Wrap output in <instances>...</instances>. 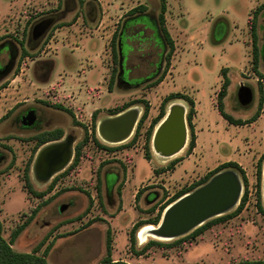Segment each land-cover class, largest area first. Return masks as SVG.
I'll return each mask as SVG.
<instances>
[{"label": "rangeland", "instance_id": "374dc122", "mask_svg": "<svg viewBox=\"0 0 264 264\" xmlns=\"http://www.w3.org/2000/svg\"><path fill=\"white\" fill-rule=\"evenodd\" d=\"M166 1L167 26L174 38L175 50L170 59L166 53L159 72V75L165 72L164 76L156 83L128 87L117 80L118 60L113 56L112 39L114 32L118 33L122 23L131 16L129 0H0V45L9 42L14 47L11 69L0 77V226L2 232L8 230L7 239L12 229L38 206L37 214L26 226L37 244L46 236L52 240V236L74 233L96 224L102 241L101 259L106 255L110 232L112 256L115 252L116 258L130 264H236L241 261L264 264L263 175L260 205L257 179V164L264 155V116L260 123L239 127L218 110L219 92L227 76L230 81L222 100L226 112L243 120L264 112V64L259 60L257 67H253L250 27V20L256 17L262 43L264 0ZM146 2L149 4L146 12L156 17L161 0L156 6L151 0ZM74 6L73 12L60 18L68 7ZM89 10H94L95 22L91 21ZM46 15L59 16V20L39 43L29 44L32 25ZM73 23L75 26L69 27ZM150 33L147 29V34ZM86 50L92 52V57L84 53ZM135 54L130 52L129 63L142 62ZM69 56L74 58L72 65L67 63ZM9 60L10 50L4 49L1 61ZM37 60L47 62L41 75L35 74ZM150 69L143 66L134 74H146ZM89 70L94 71L93 83L85 86L83 78ZM114 70L116 76L111 82ZM241 84L250 85L254 90L250 106H243L238 100ZM171 92H184L196 98L194 119L198 116L200 145L190 157L193 150L189 152L190 126L186 118V146L175 155L163 156L155 151L151 138V155L147 157V130L160 113L163 99ZM135 99H145L150 105L135 140L132 141L144 112L143 102L131 105L140 109L131 136L117 143L105 140L99 133V122L113 115L110 108ZM44 100L63 104L73 114ZM172 102L184 104L187 117L189 103L183 98H174L165 108ZM30 105L46 115L39 128L23 127L17 120ZM55 128H62L65 135L75 137L71 161L46 182L36 179L30 167L28 181L25 169L29 163L32 166L35 157L34 136ZM85 138L79 162L68 170L75 159L77 145ZM175 159L180 161L172 166ZM227 160L239 162L249 179L247 202L242 211L215 223L192 241L168 248L155 245L150 248L152 252L137 254L136 250L143 248L149 239L167 243L179 237L163 240L148 236L142 242L138 237L142 225L132 248L130 231L134 224L154 218L177 192ZM29 186L45 193L36 195L29 191ZM244 190L243 183L241 196ZM239 202L223 214L235 210ZM63 224L68 231L60 233Z\"/></svg>", "mask_w": 264, "mask_h": 264}, {"label": "water", "instance_id": "95a60500", "mask_svg": "<svg viewBox=\"0 0 264 264\" xmlns=\"http://www.w3.org/2000/svg\"><path fill=\"white\" fill-rule=\"evenodd\" d=\"M119 53L120 70L117 79L119 83H122L125 79L123 78L121 38ZM5 74L2 72L0 77ZM237 96L241 105L250 106L254 101V90L250 85L241 84ZM139 113L140 109L137 106H130L119 113L109 115L99 122V133L105 140L112 143L125 141L133 133ZM26 118L29 120L26 121ZM186 118L184 104L174 102L168 107L152 137V144L157 153L172 156L186 146L188 139ZM34 119V110H30L24 117V122L30 124ZM74 141L75 137L67 134L60 139L43 144L38 149L32 164L35 178L46 182L55 173L63 170L73 157ZM242 191L243 181L235 169L220 170L205 183L169 203L152 234L167 239L185 235L208 219L235 207L241 198ZM63 208L62 206L61 209Z\"/></svg>", "mask_w": 264, "mask_h": 264}, {"label": "trees", "instance_id": "16d2710c", "mask_svg": "<svg viewBox=\"0 0 264 264\" xmlns=\"http://www.w3.org/2000/svg\"><path fill=\"white\" fill-rule=\"evenodd\" d=\"M147 9L148 8L146 5L140 4V5H137V6H134L133 8H131L129 10V14L132 15V14H135L138 12L143 13V12H146ZM166 11H167V1L161 0L160 10H159L157 17L159 20V25H160V29H161L163 39L167 45V57L170 59L171 55L173 54V52L175 50V41H174V38L172 37L170 30L167 26ZM250 27H251V35H252V46H253V48H252L253 67L256 68L258 65V62L260 60V50H261L260 35L258 32V22H257L256 17H254L250 20ZM118 34H119V32L117 33L115 31L113 34V39H112L113 56H114L115 60H118V42H117ZM22 42H23V40H22ZM24 51H25L24 53H27L26 49H24ZM117 72H118V70H117ZM164 73L165 72L158 75V77L156 79H154L153 81L156 83V82H159L160 80H162ZM115 76H116V74H115V70H114L113 74H112L111 82ZM229 81H230L229 77L225 76L224 82H223L222 87H221L220 92H219L218 110H219L220 114L225 119H227L229 122L234 123V124H244V123L251 122V121L255 120L259 115L258 112H257V114L253 115L251 118H249L247 120H243L240 118H235L230 113L225 111L222 100H223V97L226 95L227 86L229 84ZM174 98H183L189 103V110L187 112V119H188V123L190 126L189 152H191L193 150V148L196 146L197 136H196V131L194 128V123H193V119H194V116L196 114L195 100H194V98H192L187 93L171 92L167 96H165V98L163 99L160 113L158 114V116H156L152 120V122H151V124L147 130V144H146V156L147 157H150V155H151L150 141H151V138L153 136L155 126L158 124V122L162 119V117L165 115V113L167 111V109L165 108V104L168 101L173 100ZM44 102L46 104L51 105V106H55L57 108L67 110L73 114L72 110L70 108L65 107L63 104L48 101V100H44ZM137 102H143L144 103V112L140 118L138 125H137L136 133H135V136L133 137L132 141L135 140L143 121L148 116L149 107H150L149 102L145 99H142V100L135 99V100H131V101L125 102V103L120 104V105H116L113 108H110V114H116V113H119V112L125 110L126 108L130 107L131 105H133ZM93 118H94L93 126H94V128H96V125H97V123H96V112L93 113ZM63 134H64V131L62 128L44 130V131L36 134L34 136V138H36L37 142H36V147L34 148V151H33V155L36 153V151L38 150V148L42 144H44L48 141L54 140V139H60L63 136ZM86 140H87V138H85L83 141H81L77 145L75 159H74L73 163L69 166L68 170L72 169V167H74L79 162L80 157H81V148H82V145L85 143ZM178 161H180V159L173 160V162L171 163L172 166L175 165ZM30 167H31V163H29L25 169V175H26L28 181L30 179L29 178ZM224 168L235 169L239 173L240 177L242 178L244 186H245L244 193L241 196L240 202H239L238 206L235 208V210H233L232 212L214 217L210 220H207L206 222H204L200 226L193 229L190 233H188L184 236H181V237H179L176 240H173L171 242L165 243L162 240L149 239L146 242V244L143 246V248H141L140 250H136V253L139 255L144 254L152 246H155V245L163 247V248H168V247H172V246H177L178 244H181V243L186 242L188 240L192 241L193 239L197 238V236H199L201 233H203L206 229H208L209 227H211L215 223H218L220 221H223L225 219L231 218V217L239 214L247 202V197H248V190L247 189H248L249 179H248V176L246 174V171L241 166V164H239V162H237L236 160H227V161H224L221 164H219L214 169L208 171L203 176V178H201L199 181H197V182L193 183L192 185H190L189 187L183 188L182 190L177 192L172 198H170L167 201V203L165 205H163L159 209V212L156 214V216L154 218H151V219L146 220V221L141 222V223L139 221L137 223H135L134 226L132 227L131 231H130L131 246H132V248H134V243H136V233H137V230L140 228V226H142L144 224H148V223L157 224L161 219V216H162V213H163L165 207L169 203L176 200L181 195L193 190L197 186L205 183L213 174H215L216 172H218ZM263 170H264V155L262 157H260L258 164H257V179H258V185H259V190H258L259 205H260V200H261L260 184H261V179H262V175H263ZM29 191L36 194V195H43L45 193V192H37V191L33 190L31 186H29ZM138 193H137V196H138ZM38 209H39L38 206L34 207L31 210V213L23 221V223L19 224L17 227L12 229L9 239H7L3 236L2 229L0 226V264H49L46 256L48 255V253L52 247L53 242H50L45 247V249L43 250V252L41 254L38 253V251L41 249L42 245L45 243L48 236H46L47 238L45 237L41 242H39V244H37V246H35L31 252H19L12 247L13 241L17 238V236L26 228V226L35 217ZM112 250H113V238H112L111 233L108 232L107 240H106V255L97 264H128V262L124 259L113 258ZM253 263H258V262L241 261V262H238L236 264H253Z\"/></svg>", "mask_w": 264, "mask_h": 264}, {"label": "flooded vegetation", "instance_id": "af4514ba", "mask_svg": "<svg viewBox=\"0 0 264 264\" xmlns=\"http://www.w3.org/2000/svg\"><path fill=\"white\" fill-rule=\"evenodd\" d=\"M57 20H59V16L56 17L54 15H46L43 18H39L32 25L29 34V41L27 42H29V44L30 42H32V44L39 43L45 37V35L50 32V30L57 22ZM147 29H150L151 31L150 34H147ZM157 33L159 34V36L157 35ZM120 38H121L122 58H123V66H124L123 78L125 79V81H123L122 84L127 85L128 87L139 86L141 84L148 83L156 79L163 66V62L167 53V45L161 33L158 17L157 16L154 17L152 14L148 12H143V13L138 12L132 14L122 23L117 39L118 42L117 77L120 70V66H119ZM261 39H262V43H260V47H261L260 60H262L264 64V32L263 35L261 36ZM145 45L146 48H144ZM142 47L143 49H141ZM4 49L10 50V60L7 63H2L1 61V53L3 52ZM139 50L141 51V53L139 52L137 53V51ZM130 52H133V54L136 53L135 54L136 57L140 59L142 62L129 63ZM13 57H14V47L12 46V44L9 42H5L1 44L0 45V76L2 72L7 73L11 69V62ZM37 61L38 62H36V66H35V74L41 75L43 74V71L45 69L44 64L47 62H44L45 60H37ZM143 66L145 68L151 67L152 69L146 72V74L141 73L140 75H135L134 72L140 71ZM30 110H34L35 119L34 121H32V123L27 124L24 122V117L29 113ZM45 119H46V115L44 113L40 114L39 108L33 105L27 106L25 110H23V112H21L20 115H18L17 117V120L21 121L23 127H28V128H32V127L39 128L40 126L43 125ZM25 120L28 121L29 118H26ZM64 136L65 134H63L62 137Z\"/></svg>", "mask_w": 264, "mask_h": 264}, {"label": "crops", "instance_id": "0c3cea01", "mask_svg": "<svg viewBox=\"0 0 264 264\" xmlns=\"http://www.w3.org/2000/svg\"><path fill=\"white\" fill-rule=\"evenodd\" d=\"M158 0H151V3L155 6L159 4V2H157ZM129 3L131 4L130 8H133L134 6L140 5V4H144L146 6H149L148 2H146V0H129ZM158 3V4H157ZM109 7H117L118 6H109ZM129 8V9H130ZM76 9V6L74 7H68L67 11L64 12L60 18L64 19V16L70 14L71 12H73ZM89 16L91 17V21L95 22L97 20V17H95V12L94 10H89L88 12ZM70 26H75V24H71ZM87 56L92 57V52L91 51H85L84 52ZM67 63L69 65L74 64V58L72 57H68L67 58ZM93 73L94 71L89 70L86 74V76H84L83 78V83L85 84V86H91L93 83ZM70 77V76H69ZM72 78V77H71ZM79 83V82H78ZM196 101V108H197V100L195 98ZM197 114H198V109H197ZM264 116V112H262L261 114H259V116L251 121V122H247L244 124H234L237 126H251L257 123H260L263 119ZM197 119H194V125H195V131L197 134V140H196V146L193 148V151L190 153V157L193 156L194 154L197 153L198 147L200 145L199 142V131L197 128ZM227 120V119H226ZM66 224H63L61 226V232H66L68 231L66 228ZM98 226H96V224H91L87 227H84L80 230H78L77 232L74 233H62L61 235L55 237L52 236V240H49V237L46 239L45 243L42 245L41 249L38 251L39 254H41L43 252V250L45 249V247L50 243L53 242L52 247L48 253V255L46 256L48 263L49 264H97L100 259H101V250H102V241H101V237L99 235V232H97L98 230ZM28 229L25 228L18 236L17 238L14 240V242L12 243V247L19 251V252H31L34 248V246L37 244V242H35V238L31 235L28 234ZM3 236L5 238H7L9 232L7 229H3L2 232ZM76 244V245H75ZM152 252L151 249H149L148 252ZM113 257L115 259H120V258H116L115 257V252H113ZM144 257V256H143ZM130 264V263H128Z\"/></svg>", "mask_w": 264, "mask_h": 264}, {"label": "bare ground", "instance_id": "6f19581e", "mask_svg": "<svg viewBox=\"0 0 264 264\" xmlns=\"http://www.w3.org/2000/svg\"><path fill=\"white\" fill-rule=\"evenodd\" d=\"M172 103H174V102H172ZM171 103V104H172ZM170 104V105H171ZM169 105V106H170ZM158 125V124H157ZM156 125V126H157ZM181 151V150H180ZM179 151V152H180ZM263 185H264V172H263ZM156 226L157 225H154L153 223H149V224H145V225H143L140 229H139V231H138V237H139V239H140V241H142V242H144L147 238H148V236H153V237H155V238H158V239H163V240H169V239H167V238H162V237H159V236H155V235H153L152 234V231H153V229L154 228H156Z\"/></svg>", "mask_w": 264, "mask_h": 264}]
</instances>
